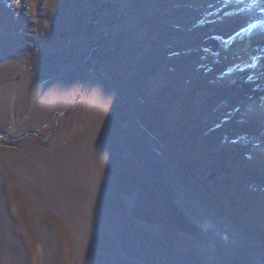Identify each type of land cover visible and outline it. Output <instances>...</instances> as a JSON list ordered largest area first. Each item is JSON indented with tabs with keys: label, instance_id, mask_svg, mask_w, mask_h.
<instances>
[{
	"label": "rangeland",
	"instance_id": "rangeland-1",
	"mask_svg": "<svg viewBox=\"0 0 264 264\" xmlns=\"http://www.w3.org/2000/svg\"><path fill=\"white\" fill-rule=\"evenodd\" d=\"M146 260L264 264V0H0V264Z\"/></svg>",
	"mask_w": 264,
	"mask_h": 264
},
{
	"label": "crops",
	"instance_id": "crops-1",
	"mask_svg": "<svg viewBox=\"0 0 264 264\" xmlns=\"http://www.w3.org/2000/svg\"><path fill=\"white\" fill-rule=\"evenodd\" d=\"M124 264H184L178 260H149V261H125ZM193 264H198L197 261H194Z\"/></svg>",
	"mask_w": 264,
	"mask_h": 264
},
{
	"label": "bare ground",
	"instance_id": "bare-ground-1",
	"mask_svg": "<svg viewBox=\"0 0 264 264\" xmlns=\"http://www.w3.org/2000/svg\"><path fill=\"white\" fill-rule=\"evenodd\" d=\"M225 238H226V236H225Z\"/></svg>",
	"mask_w": 264,
	"mask_h": 264
}]
</instances>
